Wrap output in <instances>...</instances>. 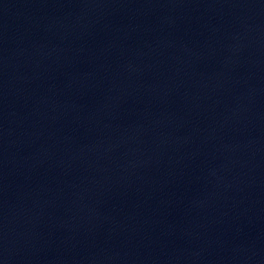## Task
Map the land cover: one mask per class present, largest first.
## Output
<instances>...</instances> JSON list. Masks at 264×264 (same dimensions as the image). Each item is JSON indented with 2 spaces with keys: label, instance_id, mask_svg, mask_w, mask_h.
<instances>
[{
  "label": "water",
  "instance_id": "95a60500",
  "mask_svg": "<svg viewBox=\"0 0 264 264\" xmlns=\"http://www.w3.org/2000/svg\"><path fill=\"white\" fill-rule=\"evenodd\" d=\"M0 264H264V0H0Z\"/></svg>",
  "mask_w": 264,
  "mask_h": 264
}]
</instances>
